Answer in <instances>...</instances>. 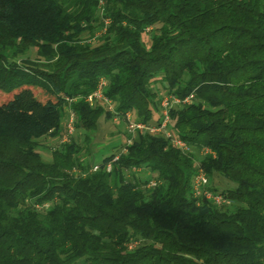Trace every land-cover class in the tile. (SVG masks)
I'll use <instances>...</instances> for the list:
<instances>
[{"label": "trees", "instance_id": "trees-1", "mask_svg": "<svg viewBox=\"0 0 264 264\" xmlns=\"http://www.w3.org/2000/svg\"><path fill=\"white\" fill-rule=\"evenodd\" d=\"M100 1L0 0V264H264V0ZM101 79L123 121L158 126L165 97L189 98L169 128L190 150L127 131L91 172L115 115L86 101ZM68 97L84 144L46 160ZM198 169L228 204L195 197Z\"/></svg>", "mask_w": 264, "mask_h": 264}, {"label": "built area", "instance_id": "built-area-1", "mask_svg": "<svg viewBox=\"0 0 264 264\" xmlns=\"http://www.w3.org/2000/svg\"><path fill=\"white\" fill-rule=\"evenodd\" d=\"M100 5H103V0L100 1ZM106 22L108 23L109 21L106 20ZM107 85V82L105 79H101L98 85V89L91 94L86 101H88L89 103H96V102H103L106 105H108V108L111 112H113L114 121H119L120 117L116 114L111 102L109 101V99L105 96L104 94V89ZM76 100V98H67V106L65 108L66 111V121L64 124L65 127V132L62 134L61 137V144L69 142L71 137L75 134L76 132V122H77V115L76 113L73 111V109L71 108V104ZM190 99L187 98L185 100H180L174 97H165L162 101V122L160 123V125L158 126H147L143 123H135L131 120V115L130 113H127L126 115V121L128 123V131L130 134H132L133 136L135 135L136 130H142V129H146L151 131L152 133H161L163 134L166 138L172 139L173 144L180 148L182 151L186 152L189 151V146L187 145V143L181 139H176L172 137V133L170 131V110L171 108L175 105V104H181V103H187L189 102ZM128 144L131 143V139H129ZM59 145V146H60ZM58 148V147H57ZM56 148V149H57ZM119 158V156H116L114 158V161H116ZM111 163L108 164V170H111ZM99 170V165L98 164H94L92 166L91 172H97ZM157 185V183L154 181H152L148 187H155ZM209 186V178L207 177L206 173L202 170V169H198L197 174L194 178L193 181V192L195 197H204L206 200L212 201L217 205H225L228 204V201L225 199V197L220 194V193H213L208 189ZM48 204H44L43 206H41L40 208H47Z\"/></svg>", "mask_w": 264, "mask_h": 264}, {"label": "rangeland", "instance_id": "rangeland-1", "mask_svg": "<svg viewBox=\"0 0 264 264\" xmlns=\"http://www.w3.org/2000/svg\"><path fill=\"white\" fill-rule=\"evenodd\" d=\"M107 23V22H106ZM97 34H100V29L96 30ZM149 38V36H146V40ZM31 55L35 56V49H32ZM3 93V94H2ZM35 95L42 101H45L47 99V95L40 89H34ZM4 92H0V102L7 101L11 96L9 94H6ZM163 96L165 97L166 94L163 93ZM132 116V114H130ZM133 118V116H132ZM66 116L63 119V124H65ZM128 131V123L123 120L119 121H106L103 118H101L98 122V131L96 134L91 136V140L88 146V152L85 154V159H89L92 157L94 164H98L102 161L104 156L110 154V152L113 150L114 147H118L121 144L126 142L125 134ZM84 130H76L74 137L80 144H84ZM61 136L59 137H47L41 139L42 146L40 148V151L42 152L43 158L46 160L51 159V153L54 151L61 143ZM190 150V149H189ZM194 151V150H193ZM204 151L199 150L197 154V161H196V167L199 165V160L203 157ZM99 165V164H98ZM131 172L135 173L136 176L143 181L145 179H151L153 182L155 181L154 177L149 173L148 170L141 168L129 171L128 175L131 177ZM213 185H216L219 188H225L229 184L227 182L220 178L216 177L213 179Z\"/></svg>", "mask_w": 264, "mask_h": 264}]
</instances>
